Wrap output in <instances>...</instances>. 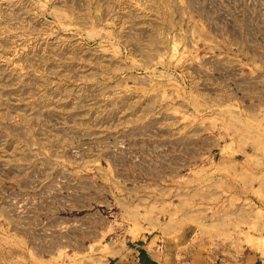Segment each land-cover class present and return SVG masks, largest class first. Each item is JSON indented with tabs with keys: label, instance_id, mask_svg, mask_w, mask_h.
Listing matches in <instances>:
<instances>
[{
	"label": "rangeland",
	"instance_id": "1",
	"mask_svg": "<svg viewBox=\"0 0 264 264\" xmlns=\"http://www.w3.org/2000/svg\"><path fill=\"white\" fill-rule=\"evenodd\" d=\"M224 155L258 191L264 0H0V264H114Z\"/></svg>",
	"mask_w": 264,
	"mask_h": 264
},
{
	"label": "crops",
	"instance_id": "2",
	"mask_svg": "<svg viewBox=\"0 0 264 264\" xmlns=\"http://www.w3.org/2000/svg\"><path fill=\"white\" fill-rule=\"evenodd\" d=\"M221 161L227 171L202 175L211 186L195 209L152 192L147 219L114 264H264V174L256 191L252 168L237 173L231 155Z\"/></svg>",
	"mask_w": 264,
	"mask_h": 264
}]
</instances>
